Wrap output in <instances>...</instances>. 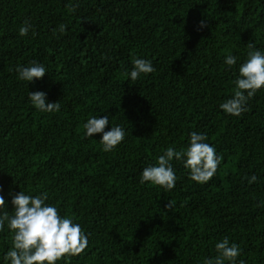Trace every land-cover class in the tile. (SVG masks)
Segmentation results:
<instances>
[{"label": "trees", "instance_id": "16d2710c", "mask_svg": "<svg viewBox=\"0 0 264 264\" xmlns=\"http://www.w3.org/2000/svg\"><path fill=\"white\" fill-rule=\"evenodd\" d=\"M250 42L264 53V0H0L4 210L14 214L20 191L47 193V205L79 223L86 249L57 264H204L225 237L241 250L236 264H264V88L239 117L220 108ZM134 57L155 71L132 81ZM33 60L46 74L19 80L16 66ZM37 91L59 111L37 110ZM104 116L105 132L125 130L111 152L103 133L84 136V123ZM192 132L221 158L213 178L194 182L173 158V189L141 184L142 171L168 148L186 149ZM11 242L5 222L0 264H10Z\"/></svg>", "mask_w": 264, "mask_h": 264}, {"label": "clouds", "instance_id": "9594fccd", "mask_svg": "<svg viewBox=\"0 0 264 264\" xmlns=\"http://www.w3.org/2000/svg\"><path fill=\"white\" fill-rule=\"evenodd\" d=\"M69 11H75V7ZM203 26L202 22L201 27ZM31 27L25 22L24 26L19 28V35H27ZM65 29V25L59 26L61 33H64ZM247 47L248 59L239 67L233 95L220 105L226 114L237 117L248 110V100L264 88V53L255 50L254 42L248 43ZM236 59L235 56L228 55L224 63L231 67L236 64ZM132 63V70L126 73L132 81L140 78L141 74L147 75L155 71L150 60L134 57ZM15 71L17 78L26 82L39 80L46 74L44 65L34 60L26 67L17 65ZM29 99L41 112L51 113L60 109L58 102L46 103L44 92L29 93ZM108 123L107 116L91 117L83 125L86 138L103 133L100 143L104 152L113 151L125 138V130L119 125L112 126L110 131L105 132ZM206 139V135L202 133H190L189 146L180 151L168 148L158 157L156 166H148L142 171L140 183L149 182L165 191L173 189L177 180L170 163L173 158L184 160V167L189 170L191 180L201 184L207 183L216 174L221 158L216 155V149L205 142ZM256 179L253 175L249 183L255 182ZM47 199V193L30 196L20 191L11 201L14 214L9 215L8 211L4 210L5 200L0 196V231H3L7 222V227L12 233L11 248L4 256L5 261L10 264H57L62 259L80 255L86 249L88 237L79 223H74L68 216L62 218L56 207L45 203ZM166 207L171 208V202ZM215 249L217 256L214 259H206L204 264H236L241 252L239 246L230 244L227 237L218 242ZM239 264L245 262L241 260Z\"/></svg>", "mask_w": 264, "mask_h": 264}]
</instances>
